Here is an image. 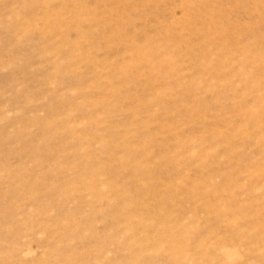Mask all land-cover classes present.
Wrapping results in <instances>:
<instances>
[{
	"label": "rangeland",
	"instance_id": "obj_1",
	"mask_svg": "<svg viewBox=\"0 0 264 264\" xmlns=\"http://www.w3.org/2000/svg\"><path fill=\"white\" fill-rule=\"evenodd\" d=\"M5 165L16 264H264V0H0Z\"/></svg>",
	"mask_w": 264,
	"mask_h": 264
},
{
	"label": "bare ground",
	"instance_id": "obj_2",
	"mask_svg": "<svg viewBox=\"0 0 264 264\" xmlns=\"http://www.w3.org/2000/svg\"><path fill=\"white\" fill-rule=\"evenodd\" d=\"M28 107V106H27ZM1 119H3L2 117H1ZM33 122H35L36 124H38L40 121H39V119H33ZM43 126V125H42ZM44 128V127H43ZM56 131V130H55ZM55 131L53 132V133H55ZM62 148V147H61ZM60 148V149H61ZM63 150L65 151V148L64 149H61L60 151L61 152H63ZM66 152H67V150H66ZM68 153V152H67ZM90 155H95V153H89ZM130 154V153H129ZM91 158V157H90ZM4 167V174L2 175V174H0V176L2 177V176H8V178H11V179H13V180H15V179H19V177L21 176L22 177V175H23V173H22V175L20 174L21 172H23L21 169H12V168H9L7 165H5V166H3ZM19 168V167H18ZM19 170H21V171H19ZM25 171V170H24ZM48 174H49V172H48ZM51 174V173H50ZM20 175V176H19ZM10 179V180H11ZM82 179V178H81ZM13 180H12V182H13ZM20 181V180H19ZM19 181H16V182H19ZM85 181V180H84ZM23 182V181H22ZM39 182V181H38ZM88 182V181H87ZM14 183V182H13ZM50 183H52V182H50ZM50 183H48L49 185H50ZM62 183V182H61ZM16 184V183H15ZM14 184V185H15ZM19 184V183H18ZM22 184V183H21ZM54 184V183H53ZM90 184V183H89ZM10 185V184H9ZM13 185V186H14ZM17 185V184H16ZM30 185H31V188H32V183H30ZM47 185V184H46ZM49 185H47V187H53V186H49ZM68 185V184H67ZM88 185V184H87ZM87 185H83V186H87ZM91 185H92V183H91ZM94 185V184H93ZM93 185L91 186V187H93ZM21 186V185H20ZM90 186V185H89ZM16 187V186H15ZM28 187H30V186H28ZM34 187V186H33ZM88 187V186H87ZM95 187V186H94ZM9 188H10V186H9ZM8 188V189H9ZM98 187H97V185H96V187L94 188V189H97ZM29 189V188H28ZM46 189H48V188H46ZM60 189V188H59ZM99 189V188H98ZM56 190V189H55ZM84 190H86V191H91L89 188H86V187H84ZM11 191L13 192V193H11L12 195L11 196H15V194L16 193H14V190H12L11 189ZM11 191H8V192H11ZM16 191V190H15ZM32 191H33V189H32ZM31 191V192H32ZM50 192V194H51V192H52V190H49ZM120 191V190H119ZM19 192V191H18ZM48 192V190L46 191V193ZM56 193H57V191H55ZM59 192V191H58ZM61 192V191H60ZM96 192V194H97V191H95ZM54 193V192H53ZM101 193V192H100ZM99 193V194H100ZM10 194V193H9ZM18 194H20V192L18 193ZM17 194V195H18ZM93 194H95V193H93ZM5 195V194H4ZM7 195V194H6ZM10 196V197H11ZM51 196H52V194H51ZM59 196V195H58ZM100 196V195H99ZM16 197V196H15ZM15 197H13V198H10V204L11 203H13L14 201H17V200H15L14 198ZM55 196L53 195V198H54ZM36 198V197H35ZM8 199H9V197H8ZM97 199V198H96ZM22 200V199H21ZM54 201H56V200H52V202H54ZM19 202V201H18ZM48 202V201H47ZM48 204H50V202L48 203ZM54 204H56V203H54ZM65 204V203H64ZM58 205V204H57ZM61 205V204H60ZM6 206H1V215L3 214V216L7 219V220H9L10 222H11V225H5L7 228H10L8 231L7 230H4L5 228H1V230H0V243L2 242V241H8L9 240V242H10V244L9 245H7V246H5V247H0V264H16V263H19V262H15V255L16 254H18V252H19V248H21V246H24V245H21L20 247H18L19 245H17V242H15V241H17V239L19 238V237H21V235H19V229H20V226L21 225H15V224H19V221H17V220H15L14 219V214H13V212H11V210H8V211H5V208ZM78 208V207H77ZM16 214V213H15ZM24 214V213H23ZM66 214V213H65ZM25 215H26V213H25ZM24 215V216H25ZM22 216V215H21ZM26 216H28V215H26ZM30 217H31V215H30ZM30 217H26L27 219L24 221L26 224L28 223L29 224V222H31V219H32V217H31V219H30ZM24 218V217H23ZM46 218V217H45ZM23 220V219H22ZM21 220V221H22ZM45 221V220H44ZM23 222V223H24ZM45 222H47V221H45ZM47 224V223H46ZM26 226H28V225H26ZM56 226V225H55ZM57 226H60V229H65L66 230V227H64L63 225H57ZM4 227V226H3ZM23 227V226H22ZM75 228H71V230L70 231H65L66 232V234L68 235V236H74V237H77V236H79V235H81V234H79V233H81L80 232V229L81 228H79V225L77 226H74ZM163 227V226H162ZM28 229L29 228H31V226H29V227H27ZM167 228V227H166ZM187 228H188V226H186V225H169V228H168V230L166 229L164 232H158L157 233V238L156 239H158L157 241H160L161 239L162 240H164V238H165V236L166 235H168V237L170 238V240H172V242H173V239L176 237V240L177 239H181V240H183V238H184V233L186 232V230H187ZM170 229V230H169ZM43 230H45L47 233L48 232H50L51 230H52V226H49V225H44L43 226ZM54 230H55V228H54ZM174 230H176L177 232H173ZM28 231V230H27ZM53 231V230H52ZM25 232V231H24ZM29 232V231H28ZM68 232V233H67ZM44 233V232H43ZM63 233V232H62ZM50 234V233H49ZM54 235V234H53ZM163 235V236H162ZM50 237V236H49ZM51 238V237H50ZM66 238V237H65ZM52 239V238H51ZM55 239V238H54ZM175 240V239H174ZM50 242V245H52L51 244V241H49ZM57 242V241H56ZM161 242V241H160ZM23 243V242H22ZM159 243V242H158ZM162 243H164V242H162ZM161 243V244H162ZM8 244V243H7ZM20 244V243H19ZM53 244H55V243H53ZM171 245V244H170ZM54 246V245H53ZM58 248V247H57ZM57 248H55V249H57ZM50 249H52V248H50ZM60 249V248H59ZM99 251V250H98ZM52 252H54V251H52ZM56 252V251H55ZM60 252V251H59ZM74 252V251H73ZM24 253V252H23ZM71 254H72V250H71V252H70ZM69 253V254H70ZM98 253V252H97ZM100 253V252H99ZM53 254V253H52ZM76 254V253H75ZM74 253H73V255H75ZM20 255V254H19ZM63 255V254H62ZM65 255L66 254H64V257H65ZM98 255V254H97ZM101 255V254H100ZM24 256V255H23ZM54 256H56V255H54ZM57 257V256H56ZM67 257V256H66ZM72 257V256H71ZM76 257V256H75ZM178 257V256H177ZM197 257V256H196ZM208 257V256H207ZM19 258V257H18ZM68 258H70V257H68ZM23 259V258H22ZM64 259V258H63ZM66 259V258H65ZM81 259V258H80ZM80 259H78V260H80ZM199 259V258H198ZM60 260V259H59ZM58 260V261H59ZM82 260V259H81ZM105 260V259H104ZM108 260V259H107ZM196 260V259H195ZM18 261V260H17ZM21 261V260H20ZM58 261L56 262V263H58ZM75 261H77V260H75ZM84 261V260H83ZM87 261V260H86ZM85 261V262H86ZM102 261V260H101ZM194 260H192V262H193ZM197 261V260H196ZM198 261H200V260H198ZM61 262H63V261H61ZM195 262V261H194ZM44 263H46V261L44 262ZM55 263V264H56ZM66 263V262H65ZM64 263V264H65ZM68 264H69V262H67ZM78 263V262H77ZM81 263H83L82 261H81ZM87 263V262H86ZM85 263V264H86ZM88 263H90L91 264V262H88ZM102 263V262H101ZM104 263V262H103ZM196 263V262H195ZM60 264V263H59ZM71 264H72V262H71ZM79 264V263H78ZM107 264H113V261H111V260H108V262H107ZM189 264H191V263H189ZM199 264V263H198Z\"/></svg>",
	"mask_w": 264,
	"mask_h": 264
}]
</instances>
